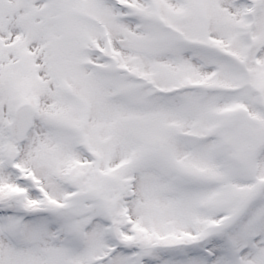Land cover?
Here are the masks:
<instances>
[{
    "label": "snow or ice",
    "instance_id": "obj_1",
    "mask_svg": "<svg viewBox=\"0 0 264 264\" xmlns=\"http://www.w3.org/2000/svg\"><path fill=\"white\" fill-rule=\"evenodd\" d=\"M0 264H264V0H0Z\"/></svg>",
    "mask_w": 264,
    "mask_h": 264
}]
</instances>
